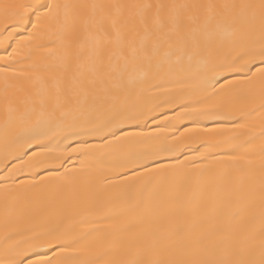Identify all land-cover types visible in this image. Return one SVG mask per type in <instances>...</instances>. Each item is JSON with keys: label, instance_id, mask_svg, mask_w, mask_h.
I'll list each match as a JSON object with an SVG mask.
<instances>
[{"label": "snow or ice", "instance_id": "6c2138e0", "mask_svg": "<svg viewBox=\"0 0 264 264\" xmlns=\"http://www.w3.org/2000/svg\"><path fill=\"white\" fill-rule=\"evenodd\" d=\"M0 264H264V0H0Z\"/></svg>", "mask_w": 264, "mask_h": 264}]
</instances>
